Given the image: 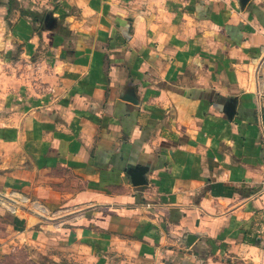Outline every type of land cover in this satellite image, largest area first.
Masks as SVG:
<instances>
[{
    "label": "crops",
    "instance_id": "obj_1",
    "mask_svg": "<svg viewBox=\"0 0 264 264\" xmlns=\"http://www.w3.org/2000/svg\"><path fill=\"white\" fill-rule=\"evenodd\" d=\"M263 53L264 0H0V264H264Z\"/></svg>",
    "mask_w": 264,
    "mask_h": 264
},
{
    "label": "rangeland",
    "instance_id": "obj_2",
    "mask_svg": "<svg viewBox=\"0 0 264 264\" xmlns=\"http://www.w3.org/2000/svg\"><path fill=\"white\" fill-rule=\"evenodd\" d=\"M36 206H37L36 202L32 201L31 198L25 196L24 194L17 195L12 190L0 192V230L9 233L13 229L22 228L25 218L21 216H17L16 214L17 209H20V207H26V209H28L29 211ZM26 213L31 214V212H26ZM39 213L41 214V212ZM6 260L9 263L11 262L17 264L27 263L25 257V250L22 248L15 251V253L7 256ZM57 264H80V263L74 260H70V261L61 260Z\"/></svg>",
    "mask_w": 264,
    "mask_h": 264
},
{
    "label": "built area",
    "instance_id": "obj_3",
    "mask_svg": "<svg viewBox=\"0 0 264 264\" xmlns=\"http://www.w3.org/2000/svg\"><path fill=\"white\" fill-rule=\"evenodd\" d=\"M255 71L260 76L261 82L264 83V53L255 64Z\"/></svg>",
    "mask_w": 264,
    "mask_h": 264
},
{
    "label": "water",
    "instance_id": "obj_4",
    "mask_svg": "<svg viewBox=\"0 0 264 264\" xmlns=\"http://www.w3.org/2000/svg\"><path fill=\"white\" fill-rule=\"evenodd\" d=\"M48 16V15H47Z\"/></svg>",
    "mask_w": 264,
    "mask_h": 264
}]
</instances>
